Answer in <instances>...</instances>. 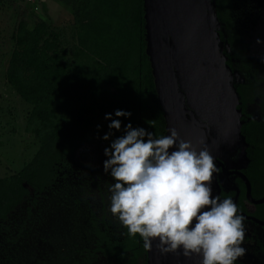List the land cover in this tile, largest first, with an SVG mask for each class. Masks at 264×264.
<instances>
[{
    "label": "trees",
    "instance_id": "trees-1",
    "mask_svg": "<svg viewBox=\"0 0 264 264\" xmlns=\"http://www.w3.org/2000/svg\"><path fill=\"white\" fill-rule=\"evenodd\" d=\"M57 1L71 12V27L55 26L26 11L11 35L13 49L4 80L31 107L24 131L38 148L19 172L0 177V222L5 224L33 193L50 190L62 169L77 166L87 146H100L104 151L124 135L129 123L153 132L157 138L167 134L148 54L145 1ZM215 6L222 43L231 45L237 55L225 52L233 70L237 65L233 60L242 53L234 33L233 0H215ZM244 88V84H236L244 122L242 134L250 146L249 178L255 183L264 173V116L262 121L246 122V106L252 100ZM115 110L131 112V116L117 118ZM109 113L121 120V129H113L106 141L102 137L109 132L111 121L105 119ZM106 175L114 183L110 172ZM240 189L237 206L244 211V183L240 182ZM110 197L108 191V205L101 219L91 221L96 238L95 248L89 252L91 264H147L143 240L138 234L129 236L111 214ZM257 209H264V205Z\"/></svg>",
    "mask_w": 264,
    "mask_h": 264
},
{
    "label": "rangeland",
    "instance_id": "rangeland-1",
    "mask_svg": "<svg viewBox=\"0 0 264 264\" xmlns=\"http://www.w3.org/2000/svg\"><path fill=\"white\" fill-rule=\"evenodd\" d=\"M43 3L0 0V177L19 172L38 148L24 131L31 107L4 80L13 49L12 32L26 11L58 27H71L73 23L71 12L57 0ZM232 19L242 52L241 62L235 63L232 72L236 84L250 83L249 108L250 113L256 114L264 102V0H233ZM257 39L262 43L258 44ZM226 51L229 52V47L224 45ZM82 151L78 165L62 169L50 190L39 195L33 193L8 223L0 222V264L92 263L89 252L95 248L96 238L91 221L101 219L112 181L104 173L103 149L89 145ZM244 223L247 235L255 232L254 226ZM241 247L246 254L237 261L262 262V257L252 253L250 245L243 243Z\"/></svg>",
    "mask_w": 264,
    "mask_h": 264
},
{
    "label": "clouds",
    "instance_id": "clouds-1",
    "mask_svg": "<svg viewBox=\"0 0 264 264\" xmlns=\"http://www.w3.org/2000/svg\"><path fill=\"white\" fill-rule=\"evenodd\" d=\"M114 115L128 118L131 112L115 110ZM105 119L111 121L102 137L107 141L113 129H121V120L111 113ZM169 131L157 138L129 123L124 135L104 149V172L114 180L111 214L129 236L141 237L146 251L159 241L161 254L182 249L184 257L199 256L200 264H236L246 254L241 247L246 218L231 198L213 197V177L221 171L216 158L206 146L197 150L175 129Z\"/></svg>",
    "mask_w": 264,
    "mask_h": 264
},
{
    "label": "water",
    "instance_id": "water-1",
    "mask_svg": "<svg viewBox=\"0 0 264 264\" xmlns=\"http://www.w3.org/2000/svg\"><path fill=\"white\" fill-rule=\"evenodd\" d=\"M144 1L148 54L166 135L175 129L197 150L206 146L224 176L235 175L245 182L253 202L251 184L242 173L249 160L240 97L219 34L215 0ZM219 178L222 181V175ZM216 190L220 192L219 184ZM262 203L264 199L256 202ZM158 243L153 241V249L147 251V264H200L199 256L184 257L182 249L161 254Z\"/></svg>",
    "mask_w": 264,
    "mask_h": 264
},
{
    "label": "flooded vegetation",
    "instance_id": "flooded-vegetation-1",
    "mask_svg": "<svg viewBox=\"0 0 264 264\" xmlns=\"http://www.w3.org/2000/svg\"><path fill=\"white\" fill-rule=\"evenodd\" d=\"M234 33L236 32L234 31ZM229 50L231 52V56L233 57L234 52L232 51L233 49L231 45H229ZM235 58L236 59H234L233 62L236 63L241 62V58L239 57H235ZM246 84L247 85L244 88L245 93L248 92L250 94L249 96L251 97L252 87L250 83H246ZM249 106H250V102H248L246 106V115H245L247 117L246 122H250L251 120L262 121L264 116V102H262V104L259 105L258 112L256 114L250 113ZM246 142H247V138H246ZM247 144H248L247 158L249 160V164L245 172L243 171L242 173L251 184V199L253 202H251V200L247 197V187L245 182L241 178L235 175L229 174L228 176H224L222 168H220L221 171L219 174H217V178L215 179V177H213V183H212L213 197L219 196L221 200L224 198H231L234 201V203H236L237 205L242 192L240 189V182L242 184L244 183V186L246 187L245 197L247 200V205H246V210L244 211L238 209L239 214H242L246 218L245 222L247 223L249 222L252 226L256 228L255 232H251L248 235L246 234L244 244L250 245L251 248H253L252 253L254 252L258 256L262 257V262L257 264H264V209H260V210L257 209V207L263 206L264 203L256 204V202L262 201L264 199V173L263 174L261 173L260 175L261 179L258 182L253 183V181L249 178L250 177L249 171L251 170L250 168L251 160L248 153L250 146L248 142ZM230 172H233V170H231ZM221 175H222V181H220L219 178V176ZM216 183L219 184L220 186V192L216 190V185H217ZM236 188L239 190L238 196H237ZM258 194H263V196L257 198ZM236 264H245V261L238 260L236 261Z\"/></svg>",
    "mask_w": 264,
    "mask_h": 264
},
{
    "label": "crops",
    "instance_id": "crops-1",
    "mask_svg": "<svg viewBox=\"0 0 264 264\" xmlns=\"http://www.w3.org/2000/svg\"><path fill=\"white\" fill-rule=\"evenodd\" d=\"M42 2L46 3V2H47V0H42ZM44 3H43V4H44Z\"/></svg>",
    "mask_w": 264,
    "mask_h": 264
},
{
    "label": "built area",
    "instance_id": "built-area-1",
    "mask_svg": "<svg viewBox=\"0 0 264 264\" xmlns=\"http://www.w3.org/2000/svg\"><path fill=\"white\" fill-rule=\"evenodd\" d=\"M34 1H36V0H29V2H34Z\"/></svg>",
    "mask_w": 264,
    "mask_h": 264
}]
</instances>
